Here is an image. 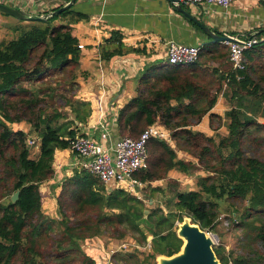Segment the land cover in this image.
<instances>
[{"label": "trees", "instance_id": "trees-1", "mask_svg": "<svg viewBox=\"0 0 264 264\" xmlns=\"http://www.w3.org/2000/svg\"><path fill=\"white\" fill-rule=\"evenodd\" d=\"M84 19L71 7L46 22L22 21L14 38L0 41V264H96L80 243L100 236L140 246L152 236L150 252H118L111 259L153 264L156 256L180 250L173 228L182 216L210 232L224 210L241 234L234 249L217 248L216 256L225 264H264V40L255 33L259 42L243 53L242 71L233 69L228 48L219 43L210 59L225 62L221 74L205 66L202 59L212 52L207 47L192 65L145 68L136 96L117 112L116 127L118 137L133 139L155 123L171 131L175 146L148 140L147 168L133 175L151 193L146 199L145 190L146 203L120 190L108 192L99 178L76 168L55 198L56 217L43 213L40 186L54 176L55 151L68 149L91 114L90 105L76 97L80 50L72 26ZM100 54L105 61L123 54L118 32H111ZM220 95L229 106L226 121L209 114L214 134L193 131ZM20 123L27 132L12 128ZM222 126L226 135L218 133ZM30 139L39 149L35 158ZM177 151L192 160L178 159ZM172 170L205 175L196 177V190L183 192L168 179ZM160 180L165 186H150ZM166 191L173 194L166 213L149 206L156 193Z\"/></svg>", "mask_w": 264, "mask_h": 264}, {"label": "crops", "instance_id": "crops-1", "mask_svg": "<svg viewBox=\"0 0 264 264\" xmlns=\"http://www.w3.org/2000/svg\"><path fill=\"white\" fill-rule=\"evenodd\" d=\"M68 1L0 0V3L28 14L46 16L64 6ZM181 8L184 14L179 11V7L166 0L75 1L72 10L86 16V19L72 26L73 37L77 39L78 44L83 46L80 50L81 75L78 78L79 90L76 97L87 102L91 109L86 124L80 127L81 135L97 140L98 124L102 120L110 132V141L106 142V145L109 146L120 138L117 136V112L111 110L110 105L119 103L122 108L136 96L138 81L145 68L149 65L167 62L165 42L174 41L182 45L199 46L200 50L207 47L209 52L212 51L215 43H219L221 47H227L225 42H212L185 13L221 36L242 38L255 33L260 35L261 40H264V6L256 0H235L227 9L206 5H182ZM23 24L24 22L16 24V22L7 20L5 29L10 30V38L2 37L4 30H1L0 26V41L14 38L16 36L14 28ZM113 31L121 35L123 54L105 61L101 58L100 48ZM107 45L113 46L109 43ZM207 56L202 59L207 61L205 66L214 69L215 75L221 74V71L225 69V62L219 58L211 60L210 57H214L213 51ZM99 100L103 101L104 117L102 118H98L97 103ZM224 105H227L225 99L222 95L218 96L210 112L191 129L213 135L214 132L209 127L208 115H218L222 117V122H225L224 114L228 108ZM263 120L264 118L260 119V121ZM12 127L24 132L28 131V128L24 129L26 126L22 123L13 124ZM218 133L226 135L227 130L222 126ZM168 144L175 146L172 140ZM33 148L35 149L34 155L37 157L39 149ZM177 158L185 161L192 160L182 151H177ZM76 168L79 169L77 157L73 153L67 149L55 151L54 176L40 186L42 211L50 218L56 216L55 198L60 192L64 179L70 177ZM187 177L191 178V176L174 170L168 174V179L175 180L177 183ZM163 185H165L164 180L150 184L152 188ZM149 202L153 203L152 200ZM116 242L119 241L116 240ZM116 242L103 241L97 237L82 243V249L94 259L96 264H107L110 256L109 250Z\"/></svg>", "mask_w": 264, "mask_h": 264}, {"label": "built area", "instance_id": "built-area-1", "mask_svg": "<svg viewBox=\"0 0 264 264\" xmlns=\"http://www.w3.org/2000/svg\"><path fill=\"white\" fill-rule=\"evenodd\" d=\"M235 0H177L176 6H219L227 9ZM264 6V0H256ZM230 41H226L229 51L228 59L236 71L244 69L243 53L255 46L259 40L253 34L247 37L226 36ZM165 45L166 61L171 65L186 66L196 63L199 60L200 47L188 46L168 41ZM79 50L83 49L81 44H77ZM103 101L99 100L97 108L99 109L98 118L104 117L102 106ZM110 109L118 112L121 109L119 103L110 105ZM264 123V120L261 121ZM98 139L81 134L76 135L69 142L68 149L77 157V166L79 169L87 170L102 182L107 191L120 190L126 194L145 202L144 189L146 183H143L133 177L135 173L147 168V141L155 138L171 142V131L160 124H153L147 127L136 138L122 137L115 140L107 146L110 141V132L106 124L101 120L98 124ZM30 147L36 145L33 139L28 140ZM37 147V146H35ZM228 225V224H227ZM150 252L151 242H146L145 246H140L134 241L126 239L116 242L114 247L109 250L110 256L107 264L112 263V255L118 252Z\"/></svg>", "mask_w": 264, "mask_h": 264}, {"label": "water", "instance_id": "water-1", "mask_svg": "<svg viewBox=\"0 0 264 264\" xmlns=\"http://www.w3.org/2000/svg\"><path fill=\"white\" fill-rule=\"evenodd\" d=\"M76 0H69L64 6L59 8L56 11L46 15V16H37L28 14L21 10L6 6L0 3V13L7 16L13 17L20 21L26 22H46L48 18L59 15L62 12L68 10L73 6ZM173 5L176 4L177 0H166ZM176 6V5H175ZM179 11L184 14L181 6ZM187 17L193 20L199 28L212 40V42H226L230 41L226 36H221L214 31H210L204 25L200 24L195 18H191L188 14L185 13ZM19 192H15L11 197L10 201L14 203L18 199ZM152 204V202H149ZM148 211H144V219L146 220ZM176 236L179 240L182 241L180 250L173 254L172 256L158 255L155 258L156 264H220L214 251L213 245L214 242L210 235L202 231L197 224L192 223L190 217L184 215L182 216L181 222L177 224ZM153 239L152 236L147 237L146 242H151Z\"/></svg>", "mask_w": 264, "mask_h": 264}, {"label": "rangeland", "instance_id": "rangeland-1", "mask_svg": "<svg viewBox=\"0 0 264 264\" xmlns=\"http://www.w3.org/2000/svg\"><path fill=\"white\" fill-rule=\"evenodd\" d=\"M5 5H7V4H5ZM7 6H9V5H7ZM7 20L12 21L14 23L16 22V24H18V22H22V21L17 20L13 17H10V16L2 15V13H0V26L2 28L1 30H4V35L2 37L10 38V30L5 29V27L7 26ZM24 22H26V21H24ZM224 107L225 108L227 107L229 109L228 104L226 106L224 105ZM22 124H24V123H22ZM26 128H28V126L24 127L25 130H26ZM13 129H15V128H13ZM16 130H18V129H16ZM34 150H35L34 148H32V149L30 148V157L31 158L36 157L34 155ZM204 175L205 174L203 172H199V173H196L195 175L191 176V178L190 177L184 178L180 183H178V188H177L178 191L184 192V191H189V190H192V191L196 190L197 189L196 177L197 176H204ZM146 188H147V186H146ZM146 188L144 189V192H145ZM150 195H151V193L146 190V199H149ZM172 195L173 194L169 193L168 191H166L164 194L156 193L155 194V200H152L153 203L149 206H153V208H162L164 210V212L166 213L164 207H165L167 202L173 201ZM147 206L148 205H145V208H146L145 210L149 212L150 209ZM229 216H230L229 212H226L225 210L223 212H221L218 215V218L213 223L214 229H211L210 232H207L214 242L213 247H217V248L222 247V248H225L226 251H229V250L234 249L236 247L237 239L239 238V236L241 234L240 231L235 230L231 226L232 223L229 219ZM54 217H56V216H54ZM178 223H179L178 221L175 222V227L173 228V231H176ZM100 238L103 241L112 240L113 242H116V240H117V239H110L107 236H100ZM126 239L127 238L121 239V240L125 241ZM121 240H117V241H121ZM80 244L82 245V243H80ZM81 249H82V246H81ZM139 254H141V253H139ZM152 263L156 264L155 260H153Z\"/></svg>", "mask_w": 264, "mask_h": 264}, {"label": "flooded vegetation", "instance_id": "flooded-vegetation-1", "mask_svg": "<svg viewBox=\"0 0 264 264\" xmlns=\"http://www.w3.org/2000/svg\"><path fill=\"white\" fill-rule=\"evenodd\" d=\"M200 228V227H199ZM201 229V228H200ZM177 230V229H176ZM202 230V229H201ZM202 231H204V232H206L207 233V231H205V230H202ZM208 234V233H207ZM209 235V234H208ZM177 237V236H176ZM217 249V247H213V251H214V253H215V250ZM216 255V254H215ZM217 257V256H216ZM217 259H218V261L220 262V264H225V263H223L218 257H217ZM228 264H231V263H228Z\"/></svg>", "mask_w": 264, "mask_h": 264}]
</instances>
